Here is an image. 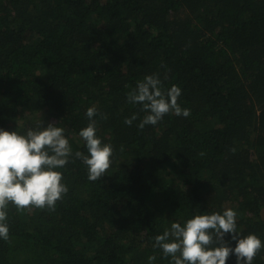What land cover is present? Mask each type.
<instances>
[{
	"label": "trees",
	"instance_id": "1",
	"mask_svg": "<svg viewBox=\"0 0 264 264\" xmlns=\"http://www.w3.org/2000/svg\"><path fill=\"white\" fill-rule=\"evenodd\" d=\"M153 73L189 115L138 128L126 93ZM90 106L109 168L72 156L53 209L9 203L0 264H173L154 237L226 208L264 242V0H0V127L56 123L84 152Z\"/></svg>",
	"mask_w": 264,
	"mask_h": 264
},
{
	"label": "clouds",
	"instance_id": "2",
	"mask_svg": "<svg viewBox=\"0 0 264 264\" xmlns=\"http://www.w3.org/2000/svg\"><path fill=\"white\" fill-rule=\"evenodd\" d=\"M180 95L179 86L172 84L165 88L160 76L153 73L137 80L126 93V99L133 105L139 104L145 113L137 124L138 128H143L157 124L169 112L187 117L190 110L178 103ZM96 113L94 106L86 109L88 123L78 132L84 152H73L65 129L56 123L41 121L24 133L0 127V239L7 240L9 236V203L18 209L29 205L55 207L56 201L68 191L59 169L70 157L82 161L89 180L104 175L111 164L113 146L96 135ZM136 118L137 113L133 112L124 123L131 125ZM236 220L237 213L232 208L199 212L183 223L172 222L162 234L154 237L153 246L159 247L173 264H227L229 256L235 258L234 264H253L264 242L255 233L239 234ZM154 259L148 257L149 262Z\"/></svg>",
	"mask_w": 264,
	"mask_h": 264
}]
</instances>
